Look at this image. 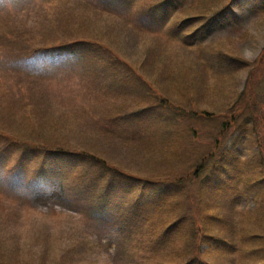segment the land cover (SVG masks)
I'll return each instance as SVG.
<instances>
[{
	"label": "rangeland",
	"instance_id": "1",
	"mask_svg": "<svg viewBox=\"0 0 264 264\" xmlns=\"http://www.w3.org/2000/svg\"><path fill=\"white\" fill-rule=\"evenodd\" d=\"M145 1L134 0L132 5L126 0H0V63L6 65L10 53H17L11 60L8 72L4 75L0 72V122L15 118L12 123L13 132L22 131L33 137L42 133L48 137L50 134V138L60 139L67 150H85L104 156L116 162L119 170L133 184L154 182L157 179L152 177L148 163L133 150L130 141H121V138L109 140L106 136L96 134V130L101 128L96 115H111L113 112L116 117H123L135 110L137 104H133L131 98L124 97L119 98L122 100L118 102V107L111 108L106 99L96 97L98 91L105 98L109 93L121 91L123 76L117 70L131 68L142 61L145 62V74L159 80V87L164 88L173 99L184 101L181 84L178 86L168 80L171 74L179 72L184 77L185 87L194 90L198 114L206 115L201 116L203 119L207 116L211 118L200 120L185 115V129L186 125L192 123L198 128L196 132L199 134L201 130H207L208 134H204L203 140V147L207 151L229 149L230 164L227 166L232 171L231 177L236 178L233 182L235 190L230 188L236 195H232L231 191L215 192L210 197V203L216 206V213H221L224 220L236 222L223 235L231 242L228 245L236 244L239 250L231 255L229 253L233 251L227 253L217 247L210 236L219 234L211 230L206 236L210 242H201L200 249L208 250L207 247L211 246L215 250H208L202 255L203 264H260L264 259V8L259 12L251 9L263 2L217 0L212 4V0H201L198 6L212 4V9L202 11L195 7L196 0H189L173 21L185 20V25H180L182 36L204 27L207 21L221 19L213 23L204 37L202 30L195 38L188 37L189 42H197L189 49L173 40L167 33V27L157 34H141L131 27L144 14L150 16L153 13L147 9L137 14L138 9L147 8ZM220 10H226L225 15L228 16L212 19ZM222 19L224 24H221ZM12 37L19 40V44L27 42V38L37 37L36 44L31 45L35 49L50 48L53 41H63L65 38H90L94 44L88 41L91 47L89 50L63 48L54 54L56 63L52 68L27 71L17 64L20 49ZM202 42L205 44L200 46ZM46 54L53 57L49 52ZM75 54H79V62L71 61ZM227 54L230 59L226 57ZM229 61L232 64L230 79H233L224 81V74L216 76V71L220 65H226ZM166 66L171 67L168 78ZM5 69L0 66V71ZM46 76H50L53 81H49L50 78ZM126 85L128 82H125ZM154 87H157L155 81ZM188 99L185 98V105ZM171 106V103L167 104L154 115H175ZM253 106L256 107L254 114L251 112ZM87 107H92L90 112H86ZM149 115L147 113L144 117ZM34 119L41 120L49 128L35 126ZM241 122L243 127L239 128ZM3 127L7 128L0 125V136L17 139L2 131H12ZM216 129L218 132H215ZM223 129L225 137L218 144V135ZM121 131L122 128L115 133ZM151 131L159 134L154 139L159 143L163 130L156 127ZM177 137L179 146L173 151V156L179 159L180 164L171 172L183 173L189 148L183 128L179 129ZM136 141L145 146L136 145V148H144L150 153L149 141L140 138ZM7 150L4 148L2 152L6 153L0 154V168L4 169L2 165L8 161L12 169L19 173L24 166H18L17 158L13 159L15 151ZM63 156L51 154L47 159L57 161ZM63 161L53 164L52 169L57 171ZM110 161L104 165L108 173L114 168ZM90 166L87 161L75 160L76 171H79L77 176L69 174V166L58 170L53 177L63 175L68 181L67 192L59 196L70 199L83 194L84 191L71 183L81 179L83 185L87 179L84 171ZM37 167L36 160L31 167L28 166L30 174L25 176H33L37 169L39 179L45 180L48 175L51 177L47 167ZM95 169L91 167L89 179L95 175ZM10 176L8 172L2 173L0 180L8 181ZM208 183V192L215 191L212 186L217 184ZM32 192L22 188V183L19 187L6 186L0 189V264H155L167 258L155 252L158 250L147 247L152 232L160 233L163 230V217L150 225L148 230L144 228L142 236L133 237L132 245L135 247L130 248L129 244L125 245L122 241L126 236L122 231L96 228L99 226L95 225L91 217L87 219L78 207L71 206L64 199L62 202L48 192L34 196ZM121 201L116 205L118 211L125 207V201ZM236 207L242 211L241 220L235 212ZM183 216L178 214L175 219ZM154 224L158 227L156 230ZM241 227L245 232L238 230ZM182 244L178 243V253L175 252L176 246L171 247V260L167 264H180L192 253L191 250H185Z\"/></svg>",
	"mask_w": 264,
	"mask_h": 264
},
{
	"label": "trees",
	"instance_id": "2",
	"mask_svg": "<svg viewBox=\"0 0 264 264\" xmlns=\"http://www.w3.org/2000/svg\"><path fill=\"white\" fill-rule=\"evenodd\" d=\"M173 1L174 0H163V5H166L168 10L167 16H169L171 12L174 11L178 4H181V2ZM216 1L217 0H214V3H216ZM261 1L264 3V0ZM212 4L209 6H197L198 8H201L202 11H209L212 9ZM225 11L226 10L218 11L215 14V17L212 19L218 18L217 16L225 13ZM12 38L15 45H18L20 41L16 40L14 37ZM36 40L37 37H34V39L27 38V42H22L20 45L22 47H26V45H28V47L31 48L36 44ZM88 41L94 44L90 38L87 40H70L69 38H65L63 41L55 40L53 42L56 43L54 45L56 46L54 49H56L58 52L66 47H71L74 50H76L75 48L78 50H89L91 47ZM23 43H25V45H23ZM9 44L13 45L11 42H9ZM28 50V48H25L22 52V63L26 64L24 66L25 70L30 71L37 69H50L55 65V59L50 65L44 63H32L31 60H29L31 56L28 57ZM9 58L11 60V56ZM71 61L79 62V54H75L71 58ZM62 62L64 63V60ZM109 62L111 63L113 60H109ZM144 64L145 62H138V72L144 74L145 78L150 80L153 84L155 81L157 86H159V80L150 77L148 74H145ZM10 66L11 65H8L5 70L0 71L3 73L2 75L8 72ZM220 68L223 70V66ZM221 70L217 68L216 76H222ZM169 71V66H166L167 78L170 74ZM176 74L180 79L184 80V77H181L179 72H176ZM178 77L171 74V77H169L168 80L171 83L175 82L177 84ZM182 91L187 92L192 91V89L191 87L189 89L185 87V89ZM162 92L163 98L160 102L163 103L168 97H170V95L165 92L164 88ZM251 112L252 114L256 112L255 106L252 107ZM181 116L182 115H168L165 121H163L161 124L158 123L153 126L156 127L158 125L157 128L163 130V133L160 135L159 143L154 140L155 137H159V134L156 131L150 130L151 128H149V122L142 121L137 117L138 122L134 125V127L138 129V131L143 129V132L134 134V136L137 139H146L150 142L149 146H151L150 153L148 150L141 148L143 152L138 154L142 159H144L143 161L148 163V167H150L152 172V177L156 178L157 180L154 182H146V187L141 186L136 188V186L141 184H133L131 179L126 178L127 176L119 170L120 167L118 168V166L113 161L108 160L104 156H99L94 152H90L92 155L84 154L82 155V158H90L92 160V163L96 168V173L92 179L87 181V185L83 183L82 187H79L77 183V186L85 192L84 196L88 193L86 200L92 201L99 205V207H97L96 210H93L92 212H95V215L100 220L106 222H119L120 231L126 235L124 237L125 245L129 244L130 248L135 247L132 245L133 237L139 238L144 234V228H147L148 230L150 225H152L155 221L158 222V219L163 217L165 223V225H161L163 226V230L160 233H155V231L152 232V237L147 247L158 250L155 252L166 255L167 258L165 260H168L171 254V247L176 246L177 250L175 252L178 253V243H183V248L187 251L191 250L192 253H189L186 259H184L180 264H203L204 260L202 255L207 253L208 250L209 252L215 250V247L211 246L207 247L208 250L202 251L200 249L201 242H210L206 239V236H208L207 234L211 230L216 231L219 234L215 237L210 236L217 247L223 248L225 251H227V253L229 251H233L229 253L231 255L239 250V247L236 244L228 245L231 244V242L226 239V236L223 235V232L226 229L234 227L233 224H236V222L224 220L221 213H216V210H218L216 209V206L210 203V197L212 194L215 195V192L220 193L231 191L232 195H236V192L234 191L235 188L233 186V182L236 178L231 177L232 171L231 169L229 170V167L227 166L230 164L227 158V153L222 151L217 154L215 151H207L204 147H202V143L200 145L195 143L192 141L193 138H191L187 133H185L186 145L187 148L189 147L190 151L188 153L189 160L186 158L183 167L185 172H171V170L175 168L176 165L180 164L179 159L173 156V151L179 146V139L177 140V136L179 131L178 127L180 126V123L183 119ZM12 119L13 120H8L7 122H0L1 126H6L8 130L12 131H5L4 129L1 130L10 136L16 137L17 139H13L7 135H2L0 136V141H2V145L17 150L15 153V158H19L20 161H24V153L21 151L23 149H27L32 152V162H35L36 159L40 158V160L42 159V162L45 163L47 161V156L51 154L63 153L72 156L73 153L66 151L62 141L57 138H50V134H48V137L43 135V133L33 137L31 135L28 136L27 133L22 131L13 132L12 123L15 121V118ZM33 121L35 126L48 127V125L42 121H35V119ZM191 125L192 124L186 125V128L190 127ZM222 125L225 126V124ZM19 126H21V128L25 127L24 125ZM242 127L243 124L241 122L239 123V128ZM144 130L146 131L144 132ZM166 130L168 131L165 132ZM224 130L225 129L221 131V136L223 135ZM139 145L145 147L143 143H139ZM107 161L112 162L111 165L114 166L112 169L113 171L109 173L104 168V165L109 163ZM2 167L7 170L8 173L13 171L12 165L8 161H6ZM148 167L146 170H148ZM158 170H160L159 173H154ZM108 175H110V177L108 178L107 182L103 183L104 178H107ZM35 180L40 181V183H43L44 186H51L49 183H54L50 175H48L45 180H41L39 177L35 178ZM61 180L63 182L65 177H63ZM206 182H209L208 184H217L216 186H212L215 191L208 192ZM138 191L143 192L145 195H141L140 198H137V200L133 201V197L137 195ZM54 192L57 191L55 190ZM181 196H184L185 198L180 199ZM78 197L79 196L74 197L71 199V201L74 203L80 201V198ZM120 200H123L121 201L123 203L125 201V207L122 211L119 210V212L116 208V205H119ZM235 212L237 215H240L241 220V209L236 207ZM178 214H184L185 216L175 219ZM197 216L199 218H197ZM155 224L154 229L156 230L158 227H156ZM239 225H241V221ZM238 230L245 232L242 227ZM190 233L191 235L189 236ZM262 250L264 257V247ZM165 252H169V254ZM149 258L152 259L154 257ZM163 264H167V262L163 261ZM260 264H264V259Z\"/></svg>",
	"mask_w": 264,
	"mask_h": 264
}]
</instances>
